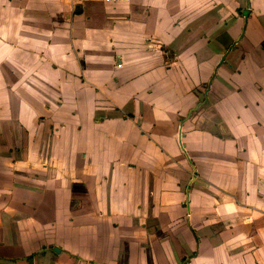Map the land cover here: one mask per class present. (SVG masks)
I'll use <instances>...</instances> for the list:
<instances>
[{
	"label": "crops",
	"instance_id": "crops-1",
	"mask_svg": "<svg viewBox=\"0 0 264 264\" xmlns=\"http://www.w3.org/2000/svg\"><path fill=\"white\" fill-rule=\"evenodd\" d=\"M57 1L0 19V264H27L17 233L73 264H264V53L230 57L214 106L180 117L219 58L202 47L244 1L263 30L264 0H80L55 19Z\"/></svg>",
	"mask_w": 264,
	"mask_h": 264
},
{
	"label": "rangeland",
	"instance_id": "rangeland-1",
	"mask_svg": "<svg viewBox=\"0 0 264 264\" xmlns=\"http://www.w3.org/2000/svg\"><path fill=\"white\" fill-rule=\"evenodd\" d=\"M75 1H77V2H75ZM79 1L80 0H59L56 3H53L52 4V6H54L52 8V11L53 12L57 11L56 10L57 8L58 9H63L64 11H66V9H69V8L73 9L72 8L73 6H75V10H76L81 5ZM11 7L12 6L10 4V0H0V19H4V20H7L8 21L9 11L11 10ZM61 12H58V13L55 12L54 15H53V17L55 19H60L62 17V13ZM192 14L194 15V13H190V15H192ZM228 14L229 13L226 12V16H228ZM19 15L22 16L23 13H21V14L19 13L18 16ZM190 17L192 18L193 16H190ZM247 22H248V25L250 24L252 31H248L245 40L246 39L247 40H251L254 36H256L257 39H259L261 41L260 44L263 46V49H264V33L263 34L261 33V28H260L261 22H260V20L257 18V16H251V17H249L247 19ZM188 30H190V29H188ZM211 31H213V30L212 29H209V32H211ZM241 31H242V27H240V29H239L238 32H234L233 35L226 31L224 33V37H223L224 39H223V41L224 42H227L230 39L232 40L234 37L237 38L238 37V34L241 33ZM262 31L264 32V29ZM198 35H199V33H194V34L190 35V37L188 38V40H190L191 38L192 39H197V38H195V36H198ZM228 35H230V36L228 37ZM154 43H155V46H156V43H157L156 42V39H155V42ZM214 44L215 45H210V43H209V44H207V45H205V46L202 47L203 49H205L206 46L208 47V53L211 55V57H213V56H219V54L224 49V47H223L222 44H219V45H217L216 43H214ZM161 46H160L161 47L160 49H165L164 45H161ZM256 46H258V45L256 44ZM234 50H235V52H238V54H240L241 52H246L247 54L249 53V49H247L246 46H244L242 44H240L239 46H237L236 49L234 48ZM205 51L207 52V49ZM188 54H190V52H188ZM170 57H171L170 59L169 58H166V60H165V65L168 66V67L171 66V63L172 62H174V57L172 55H170ZM213 62L215 64H217L218 61L217 60H213ZM257 64H258V58L257 57H253L250 60V65H251L250 69L249 70H246L247 75H244L241 78L242 82L246 85V87L249 86V84L252 83V80L253 79H256V78L261 79L262 78V75L259 72V70L257 68H255L257 66ZM212 75H213V71L210 72V74L208 75V77L205 78V79H203L202 81H201V78H200L198 80V82H197V85L195 87H193V88H198L200 90V97L199 98H196V100L194 102V105H195L196 101H199V102L202 101V99L204 97V96H202L203 95V88H206L207 87V84L209 83V80L212 78ZM5 78H6L7 81L10 79V77H8V76H6ZM14 80H15L16 83H22V81H21V79L19 77H14ZM188 82H190L189 77H188ZM225 84H226L225 87H227V88H229V87H231V86L234 85V83H230V82H225ZM201 85H202V87H201ZM7 94H8V92L4 93L2 90H0V100L1 99L7 100ZM35 94L36 95H39V93H35ZM193 97H194V94H192L191 91L188 90V100H193ZM201 97H202V99H201ZM13 98H15V100L20 99L21 101H24V99H25V92H17L16 95H13ZM20 110H21L20 115L23 116L24 115V112L26 113V110H24L23 108H20ZM189 110H190V108L188 107L186 113L181 114L180 117L181 118H184V119L186 117L188 118V112H189ZM191 174H193V172H191ZM38 199L41 200V196L40 195L38 196ZM45 199L46 200H49V202H51V201L54 200L53 199V195H50V196H46L45 195ZM22 213H24V215H25V214L28 213V211H23ZM35 216L38 217V220L39 221L41 219V216L43 217V215L40 214V212L38 214H35ZM22 222L23 223H26V220L23 219ZM22 230H24V229L22 228ZM19 236H20L19 233H17V235H16V242L19 243L20 240H21V243H20L19 248L22 249V250H18L17 252H21V251H25V252L24 253H21L19 255L18 259L25 260V262L27 264H62L63 258L61 256H58V254L54 253L53 252V248H52L54 245H58L59 247H62V245L59 244L57 241L51 239L50 241H47V242H44V243H41L40 245H38V243L35 242V241H36V239L43 238V236L41 234H39V236H37V237L31 236V235H26V238H23L22 236H21V238H19ZM44 238L46 239V237H44ZM36 246H37V248L34 249V250H32V251L33 252H39L40 254L35 259H32V260L26 259L25 257L27 256L28 253H30V252L26 253L27 250H30L32 248H35ZM48 247H51V251L52 252H48V250H49ZM33 252H31V253H33ZM66 256L68 257V255H66ZM168 257H169V259H173V261L175 262L176 257H170V256H168ZM66 264H70V263H66Z\"/></svg>",
	"mask_w": 264,
	"mask_h": 264
},
{
	"label": "flooded vegetation",
	"instance_id": "flooded-vegetation-1",
	"mask_svg": "<svg viewBox=\"0 0 264 264\" xmlns=\"http://www.w3.org/2000/svg\"><path fill=\"white\" fill-rule=\"evenodd\" d=\"M243 4H244V6L237 7V9H236V12H237L236 15L240 16L242 18V21H241L242 24L240 25V27H242V31H241V33L238 34L237 38L234 37L232 40L230 39L227 42L223 41V39H224L223 37H224L225 32L216 38L218 40V42L223 45L224 49L219 54L218 62L213 69L212 78L209 80L207 87L203 88V95L202 96H204V97H203V99L201 97L202 101H200V102L196 101L195 105H194V102H195L196 98L200 97V90L198 88H193L196 86V84H194L193 78L189 77L190 82H188V83L193 84V87L188 88V90L191 91L192 94H194V97H193V100H190L191 104L188 106L190 108V110L188 112V119L197 115L200 111H203V110L207 109L208 107L214 106L213 101L217 100V97L215 96V94L212 93L213 85L215 84L214 81L218 76L219 69L222 67H229V65H230L229 58L235 57L234 55H236V53H238V52H235L234 48L236 49L237 46H239L240 44L245 46L246 45L245 43H251L250 46H248V47L246 46V48L249 49V52L254 48V49H256L257 53H264L263 46L260 44L261 41L259 39H257L256 36H254L251 40H247V39L245 40L246 35H247L249 28H250V24L248 25L247 19L249 17L253 16L254 11L251 8V4L248 1H244ZM240 27H239V29H240ZM250 31H252V30H250ZM261 33L263 34L264 32L261 30ZM229 36L230 35H228V37ZM256 39H257L256 44L258 46H256L255 43H252V41H256ZM202 85H201V87H202ZM50 240H51L50 238H47V240H45L44 242H47ZM52 240L57 241V238H53ZM60 244L62 246H64L63 242ZM52 248H53V252L58 254V256L62 255V257H63L62 264H66V263L73 264L74 262H73L72 258H78V256H76V255L74 256L71 253H69L68 257H67L66 256L67 250H64V248L59 247L58 245H54ZM48 249H49L48 252H52L51 247H48ZM63 251H65V252H63ZM39 254H40L39 252L28 253L25 258L32 260V259H35Z\"/></svg>",
	"mask_w": 264,
	"mask_h": 264
},
{
	"label": "built area",
	"instance_id": "built-area-1",
	"mask_svg": "<svg viewBox=\"0 0 264 264\" xmlns=\"http://www.w3.org/2000/svg\"><path fill=\"white\" fill-rule=\"evenodd\" d=\"M105 2H115V1H128V0H104ZM118 66L119 67H121L122 66V63L120 62L119 64H118Z\"/></svg>",
	"mask_w": 264,
	"mask_h": 264
}]
</instances>
